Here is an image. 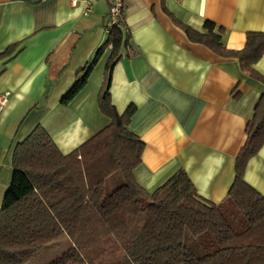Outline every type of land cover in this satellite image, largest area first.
<instances>
[{
    "label": "crops",
    "instance_id": "1",
    "mask_svg": "<svg viewBox=\"0 0 264 264\" xmlns=\"http://www.w3.org/2000/svg\"><path fill=\"white\" fill-rule=\"evenodd\" d=\"M106 18V0L86 16L69 0H0V53L16 44L0 55V93L9 92L0 114V206L13 147L35 126L67 154L109 122L97 94L110 46L84 88L60 102L104 42ZM174 19L200 32L211 21L224 28L225 48L239 50L247 32H264V0H124L129 40L109 94L118 113L135 107L127 129L144 148L134 176L153 190L180 169L199 196L217 203L233 182L245 125L264 87L240 70L237 58L191 42ZM254 68L264 74V54ZM243 180L264 196V145L247 161Z\"/></svg>",
    "mask_w": 264,
    "mask_h": 264
},
{
    "label": "trees",
    "instance_id": "2",
    "mask_svg": "<svg viewBox=\"0 0 264 264\" xmlns=\"http://www.w3.org/2000/svg\"><path fill=\"white\" fill-rule=\"evenodd\" d=\"M174 22L191 42L237 58L240 70L264 87V74L254 68L264 54V32H247L244 46L229 50L222 42L223 27L205 21L200 32ZM106 34L60 102H70L84 88L110 46L97 94L109 122L67 154L41 125L14 145L11 179L0 206V264H24L61 234L70 246L47 264H264V196L243 180L247 161L264 145V92L245 125V142L223 199L214 203L199 196L180 169L147 190L133 173L144 148L127 129L135 107L118 113L109 94L113 67L128 46L123 14L119 26H110ZM117 171L123 182L105 193V179ZM185 232L201 255L185 243Z\"/></svg>",
    "mask_w": 264,
    "mask_h": 264
},
{
    "label": "rangeland",
    "instance_id": "3",
    "mask_svg": "<svg viewBox=\"0 0 264 264\" xmlns=\"http://www.w3.org/2000/svg\"><path fill=\"white\" fill-rule=\"evenodd\" d=\"M122 182H123V178L120 172L119 171L115 172L114 174H112L111 176L105 179L104 182L105 193L111 192L116 186H118ZM184 241L188 245V247L192 250L195 256H199L202 254L200 247L198 246L195 239L190 235V233L185 232ZM69 246H70V241L68 237L65 234H61L52 241L42 246L40 249H38L32 255V257L24 264H47L55 257L59 256L62 252L67 250ZM68 264H80V263L69 262Z\"/></svg>",
    "mask_w": 264,
    "mask_h": 264
},
{
    "label": "built area",
    "instance_id": "4",
    "mask_svg": "<svg viewBox=\"0 0 264 264\" xmlns=\"http://www.w3.org/2000/svg\"><path fill=\"white\" fill-rule=\"evenodd\" d=\"M97 0H69V4L74 9L78 10L83 16L88 15L92 11V6ZM107 4V18L105 31L112 25L119 26L123 10H124V0H106ZM9 92L5 91L0 93V114L3 110L4 105L7 102Z\"/></svg>",
    "mask_w": 264,
    "mask_h": 264
}]
</instances>
